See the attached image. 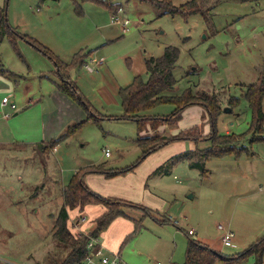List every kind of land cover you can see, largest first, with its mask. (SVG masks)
I'll use <instances>...</instances> for the list:
<instances>
[{
    "label": "rangeland",
    "instance_id": "obj_1",
    "mask_svg": "<svg viewBox=\"0 0 264 264\" xmlns=\"http://www.w3.org/2000/svg\"><path fill=\"white\" fill-rule=\"evenodd\" d=\"M187 1L171 3L180 6ZM197 3L201 11L183 14L166 12L149 0H0L11 25L22 34L37 37L62 60L70 62L76 53H86V61L91 62L96 73L91 74L85 66L77 67L72 70V78L93 103L94 111L103 116L98 122H85L67 140L60 141L46 159L34 150L36 147H29L37 144L31 131L23 141H16L17 129L28 126L40 114V110L21 107L26 90L33 99H39L42 91L48 98L50 86H56L47 78L54 82L59 79L53 62L44 55V60L37 57L36 50L23 40L17 46L8 37L0 43V69L5 70L0 73V197L14 202H0V264H56L66 256L68 248L53 238L55 221L63 206L60 182L69 181L73 173L88 165L101 164L117 171L139 161L143 151L138 125L120 118L124 109L116 102V88L129 85L135 75L147 79L146 59L161 56L170 45L178 47L180 53L174 70L178 84L168 93L180 95L188 89L207 97L214 122L209 119L210 111L201 105L184 110L179 121L158 123L156 129L151 119L145 121L142 136L173 137L182 132L203 139L170 143L128 171L137 180L139 175L151 173L158 163L175 156L170 172L159 175L153 171L148 182L142 184L161 202L160 208L153 210L154 217L165 214L173 221L161 223L153 216L140 218L142 211L129 208L128 214L142 219L143 225L122 247V259L127 264H185L187 246L193 238L225 257H236L231 263L219 259L215 264L256 263L257 256L249 250L264 238V140L255 141L254 136H261L264 129L255 132L251 127L252 111L244 93L264 72V0ZM118 6L123 8L118 14L120 22L130 20L127 32L112 19ZM94 57L103 59V65L93 63ZM4 78L10 82V89ZM108 85L113 90L108 89L104 96L99 89ZM4 96L18 110L3 107ZM234 96L239 98L237 106L232 105ZM48 99L39 102L45 104ZM227 107L231 112L225 111ZM174 108L165 103L148 113L165 117ZM6 113L10 118L5 117ZM15 118L17 124L13 122ZM213 124L219 134H244L241 145L246 150L240 155L206 158L211 145L206 139L212 134ZM18 144L32 148L30 159L25 156L28 151L17 150ZM107 148L112 153L110 157L105 156ZM94 174L100 176L90 173ZM100 180L93 182L100 190L121 185L119 180L110 184ZM91 205L94 204L70 210L69 223L74 233L90 235L96 230L98 219L89 213ZM81 216H86L87 221L77 228L74 224ZM220 224L235 232L231 246L223 243ZM190 227L198 231L195 236L188 235ZM99 238L107 248L103 232Z\"/></svg>",
    "mask_w": 264,
    "mask_h": 264
},
{
    "label": "trees",
    "instance_id": "obj_2",
    "mask_svg": "<svg viewBox=\"0 0 264 264\" xmlns=\"http://www.w3.org/2000/svg\"><path fill=\"white\" fill-rule=\"evenodd\" d=\"M8 1V0H7ZM158 6L164 7L166 12L172 13H192L201 11L197 0H189L180 6H175L170 2L163 1V3L156 0H149ZM122 6L114 8L115 15L118 12V9ZM8 37L14 45L17 46L19 40H23L27 44L31 45L36 51L40 52L42 55L51 60L54 64V73L57 75L59 82L58 88L63 93L70 96L72 99L78 102V104L86 110L88 117L81 122H76L72 125H69L64 133L59 137L52 139L48 142H42L40 145L44 146V149H50L55 147L60 141L67 139L73 133H75L80 127L87 121L98 122V120L103 118L100 113L95 112L93 109L92 103L82 94L77 83L72 78V70L77 67H84L86 64V53L78 52L74 55L72 61L66 62L62 60L58 55H56L48 46L41 43L35 37L28 34H22L19 32L17 27H14L9 23L8 14L5 7H0V43L4 38ZM180 49L176 46H167L163 54L159 57H149L145 61L148 78L143 79L140 75L134 77L133 81L124 87H121L118 91L121 98V104L124 109V113L120 118L133 120L137 122L138 133H139V143L141 145L143 155L139 161L145 159L150 153L170 144L175 141L182 140H191L199 141L203 138L193 136L189 134L180 133L177 136L168 137V136H142L140 132L142 131V126L144 125L147 119H151V123L155 126V129L158 126V123L166 122L167 124L172 120H180L182 117L181 114L184 110L188 109L193 105H201L206 108V111H210V103L205 99L207 97H200L191 92V90H186L180 95H171L170 92L174 87L177 86L178 80L174 75V70L177 66L179 59ZM0 73H5L4 69H0ZM13 77H16L14 74ZM250 109L252 111V120L251 127L255 128V132L258 129H264V110H263V100H264V72L258 78V81L255 84H251L246 92L244 93ZM238 97H233V106H237L239 100ZM170 103L175 105L174 110L170 115L165 117H152L149 116V110L155 108L158 105ZM208 111V112H209ZM209 119L213 120V112H209ZM154 127V126H153ZM212 134L207 137L206 140L210 142V148L207 149L206 158L211 156H223L226 154L235 153L240 155L243 151L246 150V147L241 145V140L244 137V134H219L214 127H212ZM264 132V130H262ZM261 136H254L255 141H263L264 133L260 134ZM253 141V140H252ZM175 156L171 157L170 160L158 167L154 173L155 174H166L170 172V165L174 162L171 160ZM184 159L181 157L179 159ZM139 161L123 170H113L103 167V165H88L84 168H81L78 172L74 173L72 178L64 192V204L56 218L55 228L53 231V238L62 243L68 248L66 256L59 262L56 261V264H78L81 262L87 253V244L90 240V235L77 234L74 233L70 228L69 223V212L70 210L80 206L84 209V205L102 203L106 207V211L98 218L97 228L91 233L94 237H99L100 234L105 231L108 226L119 216L130 217L127 208L138 209L143 212L145 216H155L154 211L146 206L135 204L127 200L114 198V197H105L98 194L95 191H92L85 182V177L90 173H100L104 174L106 177H112L118 175L119 173H126L131 171ZM171 162V163H169ZM190 165H196L192 163ZM153 173V174H154ZM159 218L158 220L161 223H168L171 220L167 216L154 217ZM134 221L135 227L134 232L128 236L126 243L131 239L143 225L142 219L132 218ZM189 236H191L188 233ZM250 253H253L257 256L255 264H262V256L264 253V238L254 244L250 250ZM224 260L229 263L236 259V257H225L218 251L210 248L209 245L201 243L193 238L190 239L187 246V255L185 264H215L217 260Z\"/></svg>",
    "mask_w": 264,
    "mask_h": 264
},
{
    "label": "crops",
    "instance_id": "obj_3",
    "mask_svg": "<svg viewBox=\"0 0 264 264\" xmlns=\"http://www.w3.org/2000/svg\"><path fill=\"white\" fill-rule=\"evenodd\" d=\"M36 39L39 40L37 37H36ZM40 42L43 43L42 41H40ZM43 44L45 45V43H43ZM37 52L38 51L35 52L37 57H40L42 60H44L42 54H40V53L38 54ZM91 60L93 61V63H97V65H103V63H104L103 59H99V60L97 59L96 60L95 57L91 58ZM86 63H87V61H86ZM49 68L51 70V66H49ZM53 69H54V66H53ZM37 70H39V72H40V70H42L41 65H40V68ZM146 71H147V69H146ZM90 73L91 74L96 73V69L94 71H90ZM15 75L17 76L18 74H15ZM47 79L52 81V83H55L54 85L56 86V87H53V85L50 86L49 89H51V92L49 93V97H48L49 99L46 96L47 95L46 91H42L40 93L41 97L39 99H33L32 97H29L32 94H28L27 90H26L27 95H24L22 97L23 103H22L21 107L25 106L28 110L33 109L34 111L40 110V114H39V117H37L35 120L31 121V124H29L28 126H22V127H19L17 129V131L19 132V135H18L19 139L16 140V141H23L26 137H28L30 135L28 133V131H31V134H35V136H36V137H34V135H32L33 136L32 138H34V139L37 138L36 139L37 144L31 145L29 147H36V148H34V150H36V151L38 150V152L40 154H42L43 158H45V159L50 157V153L52 151L57 150L56 146L59 143L55 147L50 148V149H44L43 148L44 146L40 145V143L48 142L52 139L57 138L63 132H65V130L67 129V127L69 125H72L76 122L84 121L88 117L86 110L84 111V109L78 104L77 101H75L70 96H68L67 94H65L59 90L58 82H54L50 78H47ZM5 80L7 81V85L10 89L11 88L10 82L7 79H5ZM121 87L122 86H118L116 88L118 96H119L118 91ZM108 89H109V91L113 90V88H111L110 85H108V88H106V87L104 89L100 88L99 91L104 96H106V93L109 92ZM109 95H110V93H109ZM4 97H7V96H4ZM46 99H48V101L46 102L47 105H46V103L43 104V103L39 102V101H43ZM113 100H116V99L114 98ZM116 102H118V105H119V103L121 104L120 96H119V100L117 99ZM16 109L18 110L17 106H16ZM16 109H15V111H16ZM17 114L18 113L16 112L14 115H17ZM10 116L5 115L6 118H10ZM17 119L18 118L13 119V122L17 121L16 124L18 123ZM65 140H67V139H65ZM17 147H18L17 150L20 152H22L21 150H23V152L28 151V153L25 156L28 159L31 158L32 153H29V151L32 152L31 151L32 148H25L26 146H23L22 144H18ZM179 152L180 151H178L177 153H179ZM104 153H105V150H104ZM177 153H175V154H177ZM111 156H112V153H111ZM106 157H110V156H106ZM166 161H164V162H166ZM164 162L158 163L156 165L155 169L152 168L151 173H144L142 175H139L137 180H135L134 178L132 179L131 177L133 176V174H130L129 172H128L129 174L124 173L122 175H115L112 177H106L104 174L98 173V174H100V176L95 175V174L94 175L88 174L87 177L85 178V182L89 188L96 191L98 194H100L102 196L114 197V198L127 200V201L132 202V203H137L139 205L149 207L152 210H156V209L160 208L161 202H159L156 194L152 193L151 189H148L147 187H146V189H144L142 184L144 185L145 182H148V180L151 178V176H153V171H155L158 167H160L162 164H164ZM73 175H74V173H73ZM159 175H163V174H159ZM72 176H71V178H72ZM96 180L104 181V182H107L108 184L119 180L121 182V185H114V186L108 185L106 190H100L97 187V185H95L93 183ZM69 181L60 182L61 186H60L59 191L62 192L61 196H62V203L63 204L65 201L64 191H65L66 186L69 183ZM147 185H148V183H147ZM2 193H4V192H2ZM139 193H140V196H138ZM6 196L7 195L5 194V197ZM6 200H8V202H10L9 197L6 199L0 197V202L5 203ZM10 203L14 204V202H10ZM61 207H62V204H61ZM128 209L129 208L126 209L127 212H128ZM106 210L107 209L103 204H94L88 208L89 213L92 216L97 217V219ZM136 210H137V212L142 213L141 210L135 209V211ZM59 212H60V210H59ZM140 216H141V214H140ZM164 216H166V215L164 214ZM131 217L132 216H130V217H125V216L116 217L118 219H116V221H114V222L112 221V223H111L112 225L110 224L111 226L109 225L110 227L108 226L109 228H107L108 230L106 229L107 231L106 230L103 231V236L105 239L104 245L107 247L106 250L108 253H110V254L119 253L122 256V247L125 245L124 242L126 241L128 236L134 232V227H135L134 221L130 220V222H128V219H125V218H131ZM132 218H135V217H132ZM168 218L171 220V222L173 221L170 216ZM190 228H193V227H190ZM190 228H188L187 233H188ZM195 231H196V233H195V235H196L198 233V231L196 229H195ZM81 234L82 233H80L79 235H81ZM195 235H193V236H195Z\"/></svg>",
    "mask_w": 264,
    "mask_h": 264
},
{
    "label": "built area",
    "instance_id": "obj_4",
    "mask_svg": "<svg viewBox=\"0 0 264 264\" xmlns=\"http://www.w3.org/2000/svg\"><path fill=\"white\" fill-rule=\"evenodd\" d=\"M123 11V8L120 7L118 9V12L115 15H112V19L114 22H120L119 18H118V14L120 12ZM130 20L129 19H125V21L123 22V24L121 23V25L123 26V31L127 32L129 30V25ZM85 67L89 70V71H94L95 68L90 64V63H86ZM2 106L6 107V106H10L11 110H15L16 109V105L14 103H12L10 101V98L4 97L2 99ZM6 116H10V113H6ZM105 155L106 156H111V151L107 148L105 149ZM87 221L86 216H81V218H78L75 222V226L77 228H80L82 226V224H84ZM175 223H178L177 221H175ZM219 228L224 230V234L222 237L223 243L226 246H231L234 239H235V232L231 229H228L224 227V225L220 224ZM188 233L193 236L195 235L196 231L193 228H190ZM78 264H127L123 259L122 256L119 253L116 254H110L107 252L106 248L103 247L101 240L99 237H94L90 234V240L87 244V253L85 258L79 262ZM158 264H161L160 262H158Z\"/></svg>",
    "mask_w": 264,
    "mask_h": 264
},
{
    "label": "water",
    "instance_id": "obj_5",
    "mask_svg": "<svg viewBox=\"0 0 264 264\" xmlns=\"http://www.w3.org/2000/svg\"><path fill=\"white\" fill-rule=\"evenodd\" d=\"M225 111L231 112V108L227 107V108H225ZM191 197H192V195H191Z\"/></svg>",
    "mask_w": 264,
    "mask_h": 264
},
{
    "label": "bare ground",
    "instance_id": "obj_6",
    "mask_svg": "<svg viewBox=\"0 0 264 264\" xmlns=\"http://www.w3.org/2000/svg\"><path fill=\"white\" fill-rule=\"evenodd\" d=\"M141 218V217H140Z\"/></svg>",
    "mask_w": 264,
    "mask_h": 264
}]
</instances>
